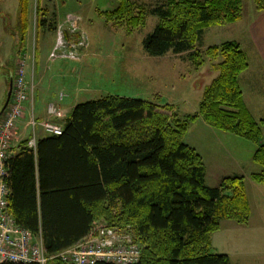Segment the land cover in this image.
<instances>
[{
  "label": "trees",
  "instance_id": "trees-1",
  "mask_svg": "<svg viewBox=\"0 0 264 264\" xmlns=\"http://www.w3.org/2000/svg\"><path fill=\"white\" fill-rule=\"evenodd\" d=\"M118 2L102 14L109 23L126 22L130 31L146 26L144 9ZM254 3L264 11V0ZM30 7L31 0H20L16 27L6 26L17 60L27 51ZM151 14L159 23L144 50L163 57L195 50L207 29L239 23L243 1L167 0ZM206 56L223 61L195 115L181 119L171 105L106 97L78 104L62 134L39 139L36 151L25 141L11 154L9 212L20 227L42 233L48 257L80 246L95 224L104 223L132 234L142 250L138 264H231L229 256L211 253L212 237L223 221L249 223L245 180L228 177L209 187L203 158L185 137L202 117L257 145L253 160L262 171L252 180L264 186V121L257 122L244 102L239 79L249 58L241 46L226 42ZM192 57L202 64L200 53Z\"/></svg>",
  "mask_w": 264,
  "mask_h": 264
},
{
  "label": "rangeland",
  "instance_id": "rangeland-1",
  "mask_svg": "<svg viewBox=\"0 0 264 264\" xmlns=\"http://www.w3.org/2000/svg\"><path fill=\"white\" fill-rule=\"evenodd\" d=\"M131 1L137 8L144 9L147 15L146 26L133 31H130L126 22L109 23L102 16L104 12L116 9L118 0H31L27 51L22 58L25 60L24 74L22 73L20 77L24 79L25 75L24 81L28 84V92L34 93L36 120L42 123L53 120L63 126L62 123H58V118L66 115L62 107L64 104L78 105L106 97L171 105L175 107L178 118H186L199 112L204 92L219 76L216 69L223 60L207 57L206 51L209 48L226 42H237L242 50L250 55L247 49L249 47L247 22L253 13H258L254 0H242L241 23L207 29L200 37L195 50L182 54L170 52L163 57H150L144 50V41L159 23L158 18L152 16L151 12L156 7L166 4L167 0ZM19 3L20 0H0V112L9 90V71L5 67H12L13 62L11 53L13 42L6 31V26L16 27ZM41 20L45 21L43 27L39 25ZM195 52L202 55L201 65L192 57ZM16 61L17 59L15 63ZM258 75L262 76L257 72L248 73L245 75L247 79L244 76V82L247 84L245 87L241 83L240 85L243 96L245 92L244 102L246 98L248 103L258 110V112L255 110V115L259 119L264 117V84L261 83L258 87L248 85L249 82L258 80L256 79ZM29 104L30 102L26 107ZM51 104H59L60 109L56 117L48 114V107L50 108ZM38 109L46 110V118L39 117ZM26 116L28 126L27 123L30 121L28 109ZM199 120L217 132L215 135L219 137L218 141L212 133L208 136L203 126L195 128ZM198 121L191 125L187 142H192L196 146L201 143L199 149L203 153L204 147L209 148L205 156L209 163L207 185L216 188L225 178L242 177L249 194L252 197L255 194V199L260 201L259 195L252 187L256 185L252 175L261 173V166L253 160L258 146L214 129L202 117ZM262 130L264 143V124ZM37 136L40 139L39 131ZM207 137L210 142L204 144ZM25 138H28V134ZM219 144L224 148L226 158H221L223 151ZM234 155L236 157H233ZM224 230L225 232L213 236V254L230 253L232 258L238 256L237 264H250L247 255L249 241L248 238L244 240L248 229L245 232H234L228 228ZM235 234L243 239L239 246Z\"/></svg>",
  "mask_w": 264,
  "mask_h": 264
},
{
  "label": "built area",
  "instance_id": "built-area-1",
  "mask_svg": "<svg viewBox=\"0 0 264 264\" xmlns=\"http://www.w3.org/2000/svg\"><path fill=\"white\" fill-rule=\"evenodd\" d=\"M22 59L17 68L12 102L0 120V264H138L142 250L132 234L116 227L95 224L89 237L78 247L61 252L54 258L47 256L42 233L33 234L17 225L9 212L10 191L7 184V161L15 144L21 142L20 124L26 116V104L30 102L28 128L32 137L27 148L36 151L37 130L42 128L47 136H60L62 126L52 122H39L34 117V93L28 92V84L20 76L24 72ZM24 74V73H23ZM63 98H61L62 100ZM48 114L56 117L59 104H51Z\"/></svg>",
  "mask_w": 264,
  "mask_h": 264
},
{
  "label": "crops",
  "instance_id": "crops-1",
  "mask_svg": "<svg viewBox=\"0 0 264 264\" xmlns=\"http://www.w3.org/2000/svg\"><path fill=\"white\" fill-rule=\"evenodd\" d=\"M241 22H239V23H241ZM247 25H248V37H249L248 38L249 40L247 43V45L249 47L247 49H248V52H250L249 53L250 55H248V53H246V54H247V56H249L248 58L250 60V69L247 72H245V74H243L241 76L240 83H241V85H243L245 87V85L247 83L244 82V76L247 75L248 73L252 74L253 72H257L258 74L261 73L262 76L258 75V77L256 78L258 80H255L253 82H249L250 84H248V85H252V87H254V86L258 87V86H261V83L264 84V11L258 12L255 14L253 13L250 21L247 22ZM245 79H247V76H245ZM251 93H253V92H251ZM244 97H245V92H244ZM245 103L247 105V108L249 109V111L251 112V114L253 115V117L257 121L264 120V117L263 118L260 117L259 119L257 118V116L255 115V110L257 112H258V110L255 107H252V105H250L248 103L246 98H245ZM76 106L77 105H71L70 106V105L64 104L62 107L65 109L66 115L63 118H58L59 119L58 123H62L63 125H65V123L68 120L72 110ZM38 115H40L39 117L41 119L46 118V110L45 109H38ZM26 122H27V118L21 124V133H22L21 139H22V141L26 140V138H25L26 134H28V137L30 135V130L27 128ZM200 126L204 127V129L207 131L208 136H210V133H212V135H215V133H217L214 130L210 129L202 120H199L197 122L195 128L200 127ZM210 131H212V132H210ZM39 135H40L39 136L40 139L47 137L42 129L39 130ZM189 135H190V131L185 138V142L187 145H189L191 148L195 149L201 155V157L203 158L205 165L207 167V173H208L209 163L206 159L207 157H205V156H207L206 151L209 150V148L204 147V153L201 152V150L199 149V146H202L201 143L198 144V146H196L192 142H187ZM215 139L218 141L219 137L215 135ZM209 142H210V140L207 137L204 140V144H209ZM16 146H17V144L14 145L13 152L16 151V148H17ZM220 147H221V145H220ZM220 149L223 151V153H221V158L222 159L226 158V156H224V148L221 147ZM13 152H12V154H16V152H14V153ZM233 157H236V156L234 155ZM261 170H262V168H261ZM261 170H260V172H261ZM256 174H258V173H256ZM207 182H208V174H207ZM255 184L256 185H253L252 187H253V190L256 191L255 193L259 195L260 201H257L255 199V194L252 197L246 188L249 203H250V208H251V217H250L249 223L246 226H242V225H239L233 221H223L221 224V229L215 234H219L220 232H225V230H224L225 228L231 229L234 232H237V231L245 232L248 229L247 237L244 238V240H246L248 238V241H249L248 252H247L249 262H250V264H264V188H263L264 186L257 184V183H255ZM226 234H228V233H226ZM234 236L237 237L236 234ZM236 242L239 246L240 243L243 242V239L237 237ZM241 246H243V245H241ZM213 249H214V244H213V237H212L211 253H213L212 252ZM216 250L226 252L220 248H216ZM215 254H221V253H215ZM223 255H227L230 257L231 264H237L236 259L238 258V256L235 255L234 258H232V254H230V253H226V254L223 253ZM243 255H246V253H243ZM261 260H262V263H260Z\"/></svg>",
  "mask_w": 264,
  "mask_h": 264
},
{
  "label": "water",
  "instance_id": "water-1",
  "mask_svg": "<svg viewBox=\"0 0 264 264\" xmlns=\"http://www.w3.org/2000/svg\"><path fill=\"white\" fill-rule=\"evenodd\" d=\"M13 75L10 76V84H9V90H8V93H7V99H6V102L0 112V117L4 114V112L6 111L10 101H11V97H12V92H13Z\"/></svg>",
  "mask_w": 264,
  "mask_h": 264
},
{
  "label": "flooded vegetation",
  "instance_id": "flooded-vegetation-1",
  "mask_svg": "<svg viewBox=\"0 0 264 264\" xmlns=\"http://www.w3.org/2000/svg\"><path fill=\"white\" fill-rule=\"evenodd\" d=\"M10 60V59H9ZM15 60L16 59H14L13 58V62L11 63V65H12V67H10V66H6L5 68H6V70L7 71H9V77H8V84H10V76L11 75H13V80H14V82H15V79H16V72H17V68H18V64H19V62H18V60L16 61L17 63H15ZM15 63V64H14ZM15 65V66H14ZM13 68H14V70H13ZM14 82H13V90H14Z\"/></svg>",
  "mask_w": 264,
  "mask_h": 264
},
{
  "label": "bare ground",
  "instance_id": "bare-ground-1",
  "mask_svg": "<svg viewBox=\"0 0 264 264\" xmlns=\"http://www.w3.org/2000/svg\"><path fill=\"white\" fill-rule=\"evenodd\" d=\"M9 187V186H8ZM9 191H10V188H9ZM10 197V196H9ZM55 257V256H54ZM54 257H52V258H54ZM51 258V257H50ZM56 260V259H55ZM55 260H53L54 262H55ZM52 264H53V262H51Z\"/></svg>",
  "mask_w": 264,
  "mask_h": 264
}]
</instances>
